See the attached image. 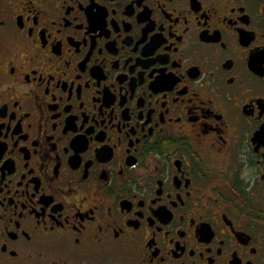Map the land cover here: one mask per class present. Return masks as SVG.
<instances>
[{"label": "flooded vegetation", "instance_id": "flooded-vegetation-1", "mask_svg": "<svg viewBox=\"0 0 264 264\" xmlns=\"http://www.w3.org/2000/svg\"><path fill=\"white\" fill-rule=\"evenodd\" d=\"M264 0H0V264H264Z\"/></svg>", "mask_w": 264, "mask_h": 264}, {"label": "water", "instance_id": "water-1", "mask_svg": "<svg viewBox=\"0 0 264 264\" xmlns=\"http://www.w3.org/2000/svg\"><path fill=\"white\" fill-rule=\"evenodd\" d=\"M256 139L259 140L260 143H262L261 141L264 140V126L262 127V130H260V131L256 134Z\"/></svg>", "mask_w": 264, "mask_h": 264}]
</instances>
